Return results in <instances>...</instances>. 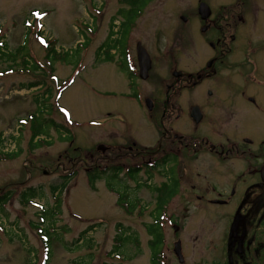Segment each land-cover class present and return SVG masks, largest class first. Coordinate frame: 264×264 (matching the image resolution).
<instances>
[{"label":"rangeland","instance_id":"1","mask_svg":"<svg viewBox=\"0 0 264 264\" xmlns=\"http://www.w3.org/2000/svg\"><path fill=\"white\" fill-rule=\"evenodd\" d=\"M165 1H151L142 17L153 21L148 28L143 25L142 36L149 42L160 41V51L155 44L148 45L160 57L168 54L172 41L184 45L188 40L193 27H186L179 16L197 4V0H175L165 6ZM125 3L0 0V44L8 46L0 51V197L11 193L0 214V264H151L154 260L148 226L156 222L153 186L161 187L164 178L159 173L132 177L123 168L117 171L126 161H134L113 160L98 149L122 142L120 117L126 111L105 93L112 85V65L105 64L101 52L108 21ZM51 49L56 55L49 54ZM8 54L15 59L9 61ZM181 67L192 71L199 65L192 54ZM115 77L120 84L117 70ZM34 115L45 123L48 135L32 143ZM135 119L141 126L136 139L150 144V123ZM72 173L67 188L54 192ZM90 174L96 178L93 186ZM29 188H36L39 197L24 205L22 196ZM115 190L127 194L134 205H120ZM165 210L160 216H181L185 206L173 199ZM159 220L163 235L159 264H178L173 254L177 239L184 240L188 264H196L201 255L200 219Z\"/></svg>","mask_w":264,"mask_h":264},{"label":"flooded vegetation","instance_id":"2","mask_svg":"<svg viewBox=\"0 0 264 264\" xmlns=\"http://www.w3.org/2000/svg\"><path fill=\"white\" fill-rule=\"evenodd\" d=\"M151 1H126L108 21L102 53L112 65V85L105 93L126 114L120 117L122 142L98 149L113 160L134 161L117 171L164 178L161 187L153 186L155 223L200 219L196 264H264V0H197L179 16L193 27L188 40L172 41L161 57L148 47L160 41L142 36L143 25L153 23L142 18ZM170 2L175 0L165 6ZM142 48L151 60L147 78ZM192 54L199 68L183 69ZM132 113L150 123V144L136 139L141 126ZM173 199L183 203L184 214L160 216ZM186 249L177 239L178 264H188Z\"/></svg>","mask_w":264,"mask_h":264},{"label":"trees","instance_id":"3","mask_svg":"<svg viewBox=\"0 0 264 264\" xmlns=\"http://www.w3.org/2000/svg\"><path fill=\"white\" fill-rule=\"evenodd\" d=\"M1 48H3V49H1ZM8 48V46H7V44L6 43H3V44H1V46H0V51H2V50H4V49H7ZM7 51V50H6ZM55 54L56 55V52H54V50L53 49H51L50 51H49V54ZM9 55V61H12V60H14L13 58H11V56L12 55H10V54H8ZM49 56V55H48ZM13 57V56H12ZM55 57V56H54ZM27 61H25V63H26ZM27 64V63H26ZM34 85H36V84H34ZM33 129H32V134H33V136H32V143H33V141L37 138V137H40L41 135H48V133H47V129H46V127H45V123H43V121L41 120V119H39V118H34V120H33ZM55 128L58 130V131H60L59 130V128H60V126H57V125H55ZM41 142H43V141H41ZM40 142V143H41ZM45 143H47V141H44ZM1 144H2V141H1V139H0V147H1ZM40 146V144L39 143H37V144H35V147L36 148H38ZM2 148V147H1ZM9 157H11V156H9ZM73 174L74 173H72V174H70V175H67V176H65L64 177V180H63V182L59 185V186H56V187H54L53 188V191L54 192H57V191H59V190H61V191H63V190H65L66 189V187L68 186V184H69V181H70V177H72L73 176ZM95 176L94 175H92V174H90L89 175V180H90V183H91V185L93 186V184H94V181H95ZM10 192L8 193V195H3V196H1L0 197V214L4 211V209H5V205L7 204V202H8V200H9V198H10ZM36 197H39V194H38V191H37V189L36 188H29L27 191H25L24 193H23V196H22V203L25 205V204H27V203H29V201L30 200H32V199H34V198H36ZM122 199H123V197H121V199H120V203L122 202ZM44 232V231H43ZM148 233H149V235L153 238V241H152V244H151V249H152V252H153V256H154V260H153V262L151 263V264H158V260H156L155 259V256L158 254V251H159V248L161 247V243H162V234H161V231H160V229H159V227L156 225H150V226H148ZM47 234V235H46ZM46 237H49V233H47L46 232ZM46 243H48V238H46ZM50 241V240H49ZM50 243V242H49ZM46 248L48 249L47 250V253H48V255H50L51 254V250H50V244L49 245H46Z\"/></svg>","mask_w":264,"mask_h":264},{"label":"water","instance_id":"4","mask_svg":"<svg viewBox=\"0 0 264 264\" xmlns=\"http://www.w3.org/2000/svg\"><path fill=\"white\" fill-rule=\"evenodd\" d=\"M202 7H204V6H202ZM139 58H140V63L142 65V71L147 74V75H144V78H147L148 72H149L150 66H151L150 57L148 56L146 51L144 49H142V51L140 50V52H139ZM100 148L105 150L103 146H101ZM175 252L178 256L180 255V245L176 246Z\"/></svg>","mask_w":264,"mask_h":264}]
</instances>
